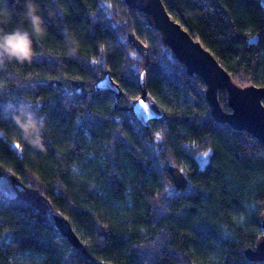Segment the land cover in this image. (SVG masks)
Wrapping results in <instances>:
<instances>
[{"label": "trees", "instance_id": "trees-1", "mask_svg": "<svg viewBox=\"0 0 264 264\" xmlns=\"http://www.w3.org/2000/svg\"><path fill=\"white\" fill-rule=\"evenodd\" d=\"M36 2L39 35L22 15L23 0H0L9 13L0 27L27 31L34 52L30 62L0 65V176L40 199L0 191V264H264L243 254L262 234L264 146L213 120L203 82L124 0ZM162 3L235 84L264 87L259 0ZM254 34L257 44L247 47ZM141 71L163 112L145 125L129 107ZM105 74L122 91L117 104L94 88ZM226 98L218 92L225 112ZM85 109L104 123L81 126ZM17 117H30L36 130L26 132ZM209 149L200 167L197 155ZM165 188L167 199L157 195ZM52 214L69 222L80 248Z\"/></svg>", "mask_w": 264, "mask_h": 264}, {"label": "water", "instance_id": "water-1", "mask_svg": "<svg viewBox=\"0 0 264 264\" xmlns=\"http://www.w3.org/2000/svg\"><path fill=\"white\" fill-rule=\"evenodd\" d=\"M129 9L141 13L148 27L159 32L162 42L174 58L184 66L188 76L199 78L204 85V96L210 107V114L217 123L225 124L233 131L244 132L264 146V87L254 84L239 86L235 84L229 73L220 65L214 55L196 41L189 32L176 20L172 19L162 0H124ZM264 8V0H259ZM251 38V39H250ZM257 44V35L250 36L247 47ZM141 73L143 76L141 77ZM139 75V98L150 107L142 108L137 98L130 107L134 117L146 124L163 117L162 110L153 102L145 88L144 71ZM94 88L115 98L118 103L122 95L121 89L113 79L105 74ZM227 94L226 105L229 111L221 109L218 102V92ZM48 215V214H47ZM52 222L60 234L74 248H80L81 243L73 232L69 222L56 214L51 215ZM261 237L254 249L244 250V257L249 262H264V214L261 218Z\"/></svg>", "mask_w": 264, "mask_h": 264}, {"label": "clouds", "instance_id": "clouds-1", "mask_svg": "<svg viewBox=\"0 0 264 264\" xmlns=\"http://www.w3.org/2000/svg\"><path fill=\"white\" fill-rule=\"evenodd\" d=\"M22 15L31 25L34 34H42L45 31L44 21L39 14V5L36 0H23ZM9 13L0 11V25L6 23ZM32 39L27 31L16 28L11 31L4 30L0 27V65L7 62L15 61L17 63L30 62L34 52L32 48ZM4 85L0 84V88ZM28 123H22L19 117L15 118V122L26 132L28 130H36V125L29 117ZM264 214V212H262Z\"/></svg>", "mask_w": 264, "mask_h": 264}, {"label": "snow or ice", "instance_id": "snow-or-ice-1", "mask_svg": "<svg viewBox=\"0 0 264 264\" xmlns=\"http://www.w3.org/2000/svg\"><path fill=\"white\" fill-rule=\"evenodd\" d=\"M105 6L104 5H100V8L103 9ZM251 39V38H250ZM92 64L95 65L97 64V61L94 59L92 61ZM81 67L83 68L84 71H89V66L88 65H81ZM143 76V73H141V77ZM117 89H119V85H117ZM137 101L139 103V105L144 108L145 110L149 109V105L141 98L137 97ZM93 101L89 100L88 104H92ZM96 103H99V100L96 101ZM134 105H129V107H133ZM110 115V114H109ZM107 119V117L105 118V120ZM104 120H100L97 118V116L95 114H93L92 112L88 111L87 109H85V113H84V119L82 121L81 126H83L84 124H87L89 127L94 126V125H100L103 124ZM114 139L118 142V143H122V141H120L119 136H117L115 133H112ZM155 139L157 141H161L163 139V137L160 135V133H156L155 135ZM109 143H111V141H109ZM13 144L15 146V148L19 149L20 148V144L16 143L15 141H13ZM211 151V149H209L208 151H205L203 153H201V155L207 157L209 155V152ZM207 161H201V167L203 166L204 163H206ZM181 172H183V169L180 170ZM101 179H103V177H101ZM98 186V185H96ZM192 189L190 187L187 188V191H191ZM172 195H180V193L175 192V190H172L171 192ZM157 195H162L165 197V199L168 198L169 196V188H165L163 193L158 192ZM242 219V218H241Z\"/></svg>", "mask_w": 264, "mask_h": 264}, {"label": "rangeland", "instance_id": "rangeland-1", "mask_svg": "<svg viewBox=\"0 0 264 264\" xmlns=\"http://www.w3.org/2000/svg\"><path fill=\"white\" fill-rule=\"evenodd\" d=\"M14 146V144H13ZM15 147V146H14ZM16 150L18 152H20L19 149L16 148ZM205 152V151H203ZM201 152V153H203ZM201 153H199L197 155V160L199 162V166L201 167V161H206L207 157L201 155ZM205 165V163L203 164V166ZM202 166V167H203ZM0 191H2L3 193H5L7 196H17V195H21L24 197H28L29 199L39 203L40 199L37 197L36 194L32 193V192H28L26 190V188L20 184L19 182H17L15 179L10 178L8 176L5 175H1L0 176Z\"/></svg>", "mask_w": 264, "mask_h": 264}]
</instances>
